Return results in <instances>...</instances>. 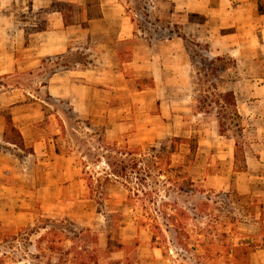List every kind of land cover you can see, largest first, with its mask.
<instances>
[{"label": "rangeland", "instance_id": "1", "mask_svg": "<svg viewBox=\"0 0 264 264\" xmlns=\"http://www.w3.org/2000/svg\"><path fill=\"white\" fill-rule=\"evenodd\" d=\"M123 4L130 13L137 10L142 23H152L144 0ZM205 50L191 45L193 100L177 109L171 128L156 125L160 128L146 133L138 131L132 118L122 119L119 129L117 118L66 119L60 150L70 153L68 162L80 175L77 181L65 180L62 172L59 179H37L35 163L22 158L30 148L24 147L11 120V102L21 99L22 90L39 91L53 67L0 76V128L5 126L3 140L16 145L14 152L5 144L1 148L34 171L16 178L13 170L8 173L20 180L23 200L16 204L14 198L12 212L0 219V256L7 257V264H45L48 253L37 248L45 231H22L36 228L39 219L65 221L73 232L91 229L101 264H250L248 252L264 241L262 184L254 182V194H240L233 172L244 171L252 136L243 131V118L227 95L230 74L224 70L232 61L211 59ZM174 137L181 140L175 142L177 153H165L169 164L153 158ZM63 165L60 160L59 168ZM8 166H13L11 159ZM37 184L45 185L39 197ZM26 208L32 212L27 218L19 213Z\"/></svg>", "mask_w": 264, "mask_h": 264}, {"label": "crops", "instance_id": "2", "mask_svg": "<svg viewBox=\"0 0 264 264\" xmlns=\"http://www.w3.org/2000/svg\"><path fill=\"white\" fill-rule=\"evenodd\" d=\"M144 1L152 23H142L137 10L128 12L123 0H0V76L53 67L39 91L22 90L19 101H31L29 105L11 102V120L30 148L22 158L35 163L37 179H59L62 172L65 180L77 181L70 153L60 150L69 116L117 118V129L122 119L132 118L138 131L146 133L160 128L156 125L171 128L177 109L193 100L191 45L203 46L209 58L232 61L224 70L230 74L228 90L243 118V131L252 136L244 171L233 172L235 190L254 194V182H261L264 228L263 0ZM4 133L2 125L0 219L12 212L14 198L16 204L23 200L20 180L12 178L34 172L11 153L16 145L4 141ZM44 191L45 185L37 184V197ZM19 213L27 218L32 212L26 208ZM248 260L264 264V241L248 252Z\"/></svg>", "mask_w": 264, "mask_h": 264}, {"label": "trees", "instance_id": "3", "mask_svg": "<svg viewBox=\"0 0 264 264\" xmlns=\"http://www.w3.org/2000/svg\"><path fill=\"white\" fill-rule=\"evenodd\" d=\"M259 10L263 11L261 6ZM215 60L222 59L217 58ZM210 63H214L213 60H211ZM227 95L231 98L232 105L235 107L233 93L228 92ZM234 112L236 113L235 109ZM17 134L21 139L18 131ZM180 140L181 139L175 137L172 138L171 143L168 146L169 149L167 147H163L160 150L161 152L154 153L153 158L158 159V161H165V163L169 164L170 160L166 161L165 153L169 157L177 153L175 142H179ZM152 150L155 151L154 147L152 148ZM120 167L122 171H126V167L124 165L121 164ZM159 172L160 173H158V175H161L162 171ZM113 174L116 175L115 173ZM134 196H138L137 193H134ZM129 197H131V193L128 195V198ZM38 223L36 228L26 227L22 229V231H35L36 233H38L40 230L45 231V233L41 235L37 240L38 250L40 252L42 251V253L44 254L45 251L46 254L48 253L46 255L47 258L45 264H101V256L98 247V238L97 235L91 231V229L80 228L77 232H73L72 230L65 228V221L54 219H39ZM42 243H44V245H42ZM68 243L71 245H67ZM80 244L83 245V248L80 246ZM235 257L236 255L234 253V258ZM6 258L7 257H5L4 255L0 256V264H7Z\"/></svg>", "mask_w": 264, "mask_h": 264}]
</instances>
